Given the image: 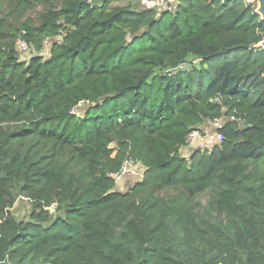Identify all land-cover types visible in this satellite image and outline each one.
<instances>
[{
    "label": "trees",
    "instance_id": "obj_1",
    "mask_svg": "<svg viewBox=\"0 0 264 264\" xmlns=\"http://www.w3.org/2000/svg\"><path fill=\"white\" fill-rule=\"evenodd\" d=\"M253 5L0 0V264H264ZM221 118V142L181 154ZM127 161L142 172L115 180ZM21 200L26 219L10 212Z\"/></svg>",
    "mask_w": 264,
    "mask_h": 264
},
{
    "label": "built area",
    "instance_id": "obj_2",
    "mask_svg": "<svg viewBox=\"0 0 264 264\" xmlns=\"http://www.w3.org/2000/svg\"><path fill=\"white\" fill-rule=\"evenodd\" d=\"M130 1L132 2L133 5H137L145 10L155 11L159 13L165 9V6L168 5L170 1L172 2L174 0H130ZM50 44H51L50 41L46 40L43 44L44 45L43 50L47 51V49H49ZM16 49L18 53L23 55L27 52L28 46L24 41L18 40ZM42 52H40L39 55H43ZM215 101H218V99ZM91 104L92 103H90L89 101H85V100L80 101L78 105L70 112V114L76 115L74 111L77 110L79 107L82 106L89 107ZM227 121L238 122L240 126L246 127L244 122L240 118H237L233 115L229 117ZM227 121L225 118L215 119L213 121H210L207 124V128L209 129L208 132L204 130L192 131L186 139V146L184 148L189 149V147L193 145H202L203 146L202 149L209 150L214 144L221 142L223 140V137L219 134V131L223 129ZM141 172L142 170L137 166V164H135L132 161H127L124 163L121 170L112 177L115 180H120L125 175H131L137 177L140 175Z\"/></svg>",
    "mask_w": 264,
    "mask_h": 264
},
{
    "label": "rangeland",
    "instance_id": "obj_3",
    "mask_svg": "<svg viewBox=\"0 0 264 264\" xmlns=\"http://www.w3.org/2000/svg\"><path fill=\"white\" fill-rule=\"evenodd\" d=\"M173 2V1H172ZM124 3H125V1H124ZM169 3H171V1L169 2ZM174 5L175 4H171L170 5V8L169 9H173V7H174ZM254 5L256 6V8L258 7L257 6V4H255L254 3ZM253 5V6H254ZM135 6V9L137 8H139V6H137V5H134ZM140 9V8H139ZM40 12V8H36V10L33 12V13H29L28 15H27V18H29V19H35L36 18V16H37V14ZM17 43H18V41H17ZM17 43H15V48L17 47ZM7 44V43H6ZM24 56H22V57H20V58H24V59H27L28 58V56H29V54H23ZM232 58V56H229L227 59H231ZM223 60H226V59H219L218 61L219 62H221V61H223ZM186 67L185 66H180L177 70H174L173 72H172V74H175L177 71H182V70H184ZM87 110V107H85V106H82V107H79L77 110H75L74 112H75V114H76V116H78V118H80V117H82L83 118V116H84V114H85V111ZM193 148V149H192ZM198 148H203V146L202 145H193V146H190L189 147V149H186V148H184L182 151H181V154L183 155V156H185V157H188V153H193L194 152V149H198ZM192 149V150H191ZM120 180H123V183L124 182H126L127 181V179L126 178H121ZM122 184V183H121ZM122 189L123 190H125L124 189V186L122 185ZM201 200H203V202L205 201L204 199H201ZM28 209H29V206H28V204H27V202L25 201V200H21V201H18L15 205H14V207L10 210V212L16 217V218H18V219H26L27 218V215H28Z\"/></svg>",
    "mask_w": 264,
    "mask_h": 264
},
{
    "label": "water",
    "instance_id": "obj_4",
    "mask_svg": "<svg viewBox=\"0 0 264 264\" xmlns=\"http://www.w3.org/2000/svg\"><path fill=\"white\" fill-rule=\"evenodd\" d=\"M248 3L257 4L256 13L260 16V19L264 21V0H245ZM168 8V5L165 6V9ZM259 48L264 49V40L258 45Z\"/></svg>",
    "mask_w": 264,
    "mask_h": 264
},
{
    "label": "crops",
    "instance_id": "obj_5",
    "mask_svg": "<svg viewBox=\"0 0 264 264\" xmlns=\"http://www.w3.org/2000/svg\"><path fill=\"white\" fill-rule=\"evenodd\" d=\"M205 131H206V132H208V131H209V129L207 128Z\"/></svg>",
    "mask_w": 264,
    "mask_h": 264
},
{
    "label": "clouds",
    "instance_id": "obj_6",
    "mask_svg": "<svg viewBox=\"0 0 264 264\" xmlns=\"http://www.w3.org/2000/svg\"><path fill=\"white\" fill-rule=\"evenodd\" d=\"M17 50V49H16Z\"/></svg>",
    "mask_w": 264,
    "mask_h": 264
}]
</instances>
